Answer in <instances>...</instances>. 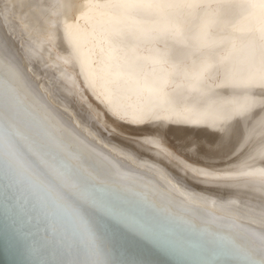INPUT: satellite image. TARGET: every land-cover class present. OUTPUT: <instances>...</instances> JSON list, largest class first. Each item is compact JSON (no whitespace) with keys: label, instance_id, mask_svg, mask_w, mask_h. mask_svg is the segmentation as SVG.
<instances>
[{"label":"bare ground","instance_id":"obj_1","mask_svg":"<svg viewBox=\"0 0 264 264\" xmlns=\"http://www.w3.org/2000/svg\"><path fill=\"white\" fill-rule=\"evenodd\" d=\"M39 6L42 28L21 14L22 0H0V74L13 92L18 67L34 102L45 97L44 109L85 147L188 203L260 223L264 0ZM221 137L231 141L228 155ZM130 250L139 264H165L145 244Z\"/></svg>","mask_w":264,"mask_h":264},{"label":"water","instance_id":"obj_2","mask_svg":"<svg viewBox=\"0 0 264 264\" xmlns=\"http://www.w3.org/2000/svg\"><path fill=\"white\" fill-rule=\"evenodd\" d=\"M2 73L0 264H139V253L130 250L136 244L165 264H259L260 223L188 203L110 162L68 133L44 109L45 97L35 103L23 80H14L19 92H13ZM37 140L43 158L31 149ZM89 222L95 237L85 230Z\"/></svg>","mask_w":264,"mask_h":264},{"label":"snow or ice","instance_id":"obj_3","mask_svg":"<svg viewBox=\"0 0 264 264\" xmlns=\"http://www.w3.org/2000/svg\"><path fill=\"white\" fill-rule=\"evenodd\" d=\"M40 0H22V9L21 14H27L29 15L34 21L35 26L38 28L43 27V16L46 14L44 10L39 6ZM4 58V49L2 47V42H0V68L4 67L3 63ZM12 75L15 77L16 80H22L24 70L21 68H12ZM3 115H0V120H3ZM11 119V117H9ZM13 124H15V121H11ZM9 152L12 155L13 159L18 160L19 159V153L17 152L16 145L11 143V140H9ZM219 145L224 148V155H228L229 152L232 151L231 148V141L228 138L221 137L218 141ZM62 142L57 144V148H62ZM31 149L35 153V155L39 158H43V152L41 148L40 142L37 140L35 143L31 144ZM260 224L262 227H264V215L260 218ZM85 230L92 236H97L98 231L95 226H93L90 222L85 224ZM251 239V238H250ZM253 250H256L255 244H253ZM258 252H259V264H264V234H261L259 239V246H258ZM96 264H105V262L97 261Z\"/></svg>","mask_w":264,"mask_h":264}]
</instances>
